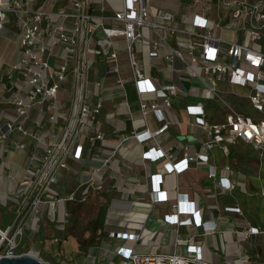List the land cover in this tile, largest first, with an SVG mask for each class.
I'll use <instances>...</instances> for the list:
<instances>
[{
	"label": "crops",
	"instance_id": "1",
	"mask_svg": "<svg viewBox=\"0 0 264 264\" xmlns=\"http://www.w3.org/2000/svg\"><path fill=\"white\" fill-rule=\"evenodd\" d=\"M39 1L35 7L41 4L42 0ZM164 1L180 4V0H150L151 9L182 14L190 6L181 3L170 9ZM61 4L55 1L51 8L59 9ZM19 30L18 26L12 32L6 26L0 33V135L5 132L4 123L15 113L14 91L20 76L11 75L10 65L20 58ZM9 32L11 35L5 40ZM143 32L148 39H138L134 50L145 75L157 86L171 83L183 88L171 95L170 105L163 107L169 126L144 142L136 139L135 133L146 129L156 131L164 121L153 110L144 115L140 108L141 99L152 100L155 96L152 92L139 94L125 37L103 40L105 51L96 56L91 69L92 78H99L102 83L91 86L89 92L91 104H99L100 112L81 127L75 144H83L82 155L74 157L75 144L72 145L66 156L67 166L50 185L52 197L39 207L40 219L35 221L34 216L28 219L20 250L33 251L53 264H82V261L122 264L117 253L121 244L139 253L187 255H194L189 245L195 244L201 247L203 260L211 264H254L255 261L264 264V149L243 139L225 141L207 150V161H192L181 172L170 168L167 157L154 161L145 154L152 147H161L172 155V161H178L186 153L200 151L207 134L196 123L195 116L187 112L188 104L203 103L206 118L211 122L224 120L227 110L220 98L191 77L181 60L170 61L165 57L164 45L159 48V57H151L150 39L159 36L148 27ZM96 35L104 39L101 31ZM170 42L179 46L174 36ZM94 44L99 45L97 41ZM114 49L116 58L110 56ZM115 62L120 74L110 71ZM119 75L125 79L124 86L119 83ZM221 85L228 102L245 113L254 111L246 90L235 88L237 93H234L229 85ZM68 88H62L58 99L51 101L53 107H47L46 101L43 109L35 107L23 118L24 124L42 134L43 140L18 131L7 132L0 138L1 217V206L10 213L13 211L14 216L27 190V178L52 141L60 138L70 110ZM249 107L252 112H248ZM52 113L56 115L54 120L49 118ZM98 133L102 137L92 141L90 137ZM213 168L216 175L210 176ZM220 177L229 180L231 186L224 187ZM157 193L165 197L157 199ZM86 198L88 201L84 202ZM179 198L183 199L184 208L193 205L199 210L206 224L167 221L166 216L176 212L174 204ZM228 206H239L241 212L228 210ZM187 216L181 213L179 218ZM210 224L215 227L206 226ZM250 225L259 227L261 232L245 237L240 231ZM113 230H133L140 236L136 240L120 239L109 235ZM251 238H255L254 244Z\"/></svg>",
	"mask_w": 264,
	"mask_h": 264
},
{
	"label": "built area",
	"instance_id": "2",
	"mask_svg": "<svg viewBox=\"0 0 264 264\" xmlns=\"http://www.w3.org/2000/svg\"><path fill=\"white\" fill-rule=\"evenodd\" d=\"M33 1L0 0V33L6 28L7 21L16 22L20 29L21 46L19 60L10 65L11 75L18 73L20 76L19 85L14 91L15 113L4 123L5 132L0 138L7 132L18 131L43 140L42 134L27 127L23 118L28 117L35 107L43 109L46 101L47 107H53L51 101L58 99L60 90L66 88L67 84L70 110L65 116L60 138L52 141L35 171L27 178V190L12 220L3 227L0 219V255L21 252L20 245L29 217L34 216L35 221L40 219L39 207L52 197L50 185L60 170L67 166L66 156L77 141L81 127L85 126L87 120H94L100 112L99 104H91L89 92L91 86L98 87L102 83L99 78H92L91 69L96 56L105 51L103 40L114 36L125 37L139 94L152 92L155 96L152 100L141 99L140 108L144 115L148 110H153L164 121L156 131L146 129L135 133L139 142L158 136L169 126L163 107L171 104L172 94L183 89L171 83L157 86L143 72L134 50V43L138 39H148L143 27H148L159 36L158 39H150L153 43L151 57H159V48L164 45L167 59L181 60L191 77L225 104L226 116L224 120L216 122L206 118L203 103L188 104L187 112L195 116L196 123L207 134L200 151L186 153L184 158L172 161L171 154L161 147H152L145 152L152 160L165 156L169 159L170 168L181 172L192 161H207V150L225 141L243 139L264 149V0H191L188 10L182 14L178 11L152 10L150 0H120V6L114 5L113 0H42L37 7L33 6ZM55 1L62 3L59 9L51 8ZM185 23L191 27L181 26ZM98 31L103 33L104 39L98 38ZM172 36L176 37L178 47L171 44ZM95 41L99 45H95ZM110 56L116 58L117 50L111 51ZM119 70L117 62L110 69L117 74H120ZM119 83L125 84V79L120 75ZM223 83L229 85L234 93H237L235 88L246 90L254 111L245 113L228 102L223 96ZM49 118L54 120L56 115L52 113ZM101 137L102 134L98 133L90 139L93 141ZM82 152L83 144L76 143L73 156L80 158ZM209 175H216L215 168L209 171ZM226 180L225 177L219 178L224 187H230L231 183ZM163 197L165 195L156 194L157 199ZM182 201L181 198L177 200L174 204L176 212L168 214L167 221L206 224L199 210L193 205L184 208ZM226 208L241 212L239 206ZM181 213L188 216L180 219ZM206 226L210 229L215 227L213 224ZM240 232L248 237L261 230L250 225ZM109 235L128 240H136L140 236L133 230H113ZM189 250L194 255L139 253L124 244L117 247L122 264H211L203 260L199 245L190 244Z\"/></svg>",
	"mask_w": 264,
	"mask_h": 264
},
{
	"label": "rangeland",
	"instance_id": "3",
	"mask_svg": "<svg viewBox=\"0 0 264 264\" xmlns=\"http://www.w3.org/2000/svg\"><path fill=\"white\" fill-rule=\"evenodd\" d=\"M113 3L116 6H120L121 1L120 0H113ZM181 3H183L184 6L185 5H189L191 3V0H180V4H177V5L168 4V5L170 6L169 7L170 9H176L177 7H179L181 5ZM184 25L187 26V27H191V25L188 24V23H185ZM6 26L10 27L12 32H15V31L18 30V25L15 22L12 23L10 21H7L6 22ZM143 30L146 31V27H143ZM10 35H11L10 32L6 33V35L4 36L5 40H7ZM12 37L15 38L16 34L13 33ZM252 111H253V109L251 107H249L248 108V112H252ZM1 207H2V209H1L2 210V215H3L2 217L0 215V219H2L1 220V226L5 227L12 220L13 211H11V213H10V212L7 211V208L5 206H1ZM250 241H251L252 244H254L255 243V238H251ZM50 263L53 264L52 262H50ZM85 263H86L85 261H82V264H85ZM254 264H262V263H260L259 261H255Z\"/></svg>",
	"mask_w": 264,
	"mask_h": 264
},
{
	"label": "water",
	"instance_id": "4",
	"mask_svg": "<svg viewBox=\"0 0 264 264\" xmlns=\"http://www.w3.org/2000/svg\"><path fill=\"white\" fill-rule=\"evenodd\" d=\"M0 264H51L33 251H21L15 254H1Z\"/></svg>",
	"mask_w": 264,
	"mask_h": 264
},
{
	"label": "trees",
	"instance_id": "5",
	"mask_svg": "<svg viewBox=\"0 0 264 264\" xmlns=\"http://www.w3.org/2000/svg\"><path fill=\"white\" fill-rule=\"evenodd\" d=\"M40 1L39 0H37V1H35L34 3H33V5L35 6V5H37L38 3H39ZM165 3L167 2V1H164ZM166 4H169L168 2L166 3ZM56 6H58L57 4H56ZM165 8V7H164ZM68 81H69V79H68ZM68 86H69V84H68ZM88 201V198H86V200L84 201V202H87ZM59 240L57 239V241L55 242V243H57ZM25 251H28V249H26Z\"/></svg>",
	"mask_w": 264,
	"mask_h": 264
}]
</instances>
